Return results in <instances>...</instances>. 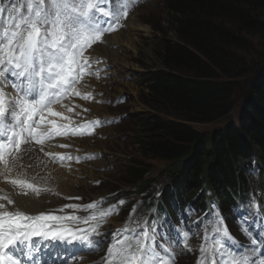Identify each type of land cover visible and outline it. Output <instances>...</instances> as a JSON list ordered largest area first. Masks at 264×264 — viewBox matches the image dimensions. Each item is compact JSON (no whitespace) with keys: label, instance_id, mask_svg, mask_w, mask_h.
<instances>
[{"label":"trees","instance_id":"1","mask_svg":"<svg viewBox=\"0 0 264 264\" xmlns=\"http://www.w3.org/2000/svg\"><path fill=\"white\" fill-rule=\"evenodd\" d=\"M174 38L161 41L162 67L141 76L143 102L156 113L137 116L134 143L164 161L170 181L157 200L216 197L222 206L250 194V170L264 184V56L249 59L250 35L264 32V0H161ZM236 119L210 135L194 123ZM162 114H160L159 112ZM126 184L147 193L141 166H129ZM182 194V195H181ZM176 197V195H175Z\"/></svg>","mask_w":264,"mask_h":264},{"label":"snow or ice","instance_id":"2","mask_svg":"<svg viewBox=\"0 0 264 264\" xmlns=\"http://www.w3.org/2000/svg\"><path fill=\"white\" fill-rule=\"evenodd\" d=\"M131 4L132 0H25L21 11L16 0H10L0 7V13L9 14L8 22L0 21V85L11 78V87L17 92L10 96L0 86V161L4 165L0 175L5 179L22 158V144L33 140L43 144L48 138L69 134L65 125H58L54 119L46 121L44 114L61 115L54 113L51 105L72 92L82 75L87 74L84 70L90 65L84 51L94 43H102L106 33L120 27L119 21L127 17ZM12 12L17 15L13 17ZM45 121L51 127H42ZM11 183L19 186L24 195L28 190L39 195L37 186L26 179H13ZM0 201L15 203L7 195L0 196ZM65 207L91 209L96 202ZM113 209L115 205L86 217L74 213L31 215L19 209L9 211L0 203V264H53L65 254L78 259L76 252L98 251L108 239L100 227ZM215 231L213 250L220 255L221 264H255L248 257L241 259L225 251L232 239L226 228ZM110 235L112 243L101 264H174L175 254L165 249L156 231L150 232L147 224L138 232L126 224ZM182 236L185 243L190 238L189 232ZM158 249H165L164 258ZM207 251L201 246L198 264H205Z\"/></svg>","mask_w":264,"mask_h":264},{"label":"rangeland","instance_id":"3","mask_svg":"<svg viewBox=\"0 0 264 264\" xmlns=\"http://www.w3.org/2000/svg\"><path fill=\"white\" fill-rule=\"evenodd\" d=\"M132 17L133 20L129 24L128 21ZM170 21L171 16L167 13L161 0H151L140 5L128 17L126 26L117 31L129 29L132 38L136 42L135 45L129 47V45L124 43H119L120 46H123V49L120 48L119 51V59L116 61L104 59L105 61L97 64L99 74L101 71H106L107 73L100 74V77L97 76V78H91L97 82V86L92 88L97 90V95H94L95 98L99 96L103 97L104 100L95 99L90 102L104 106V109L98 111L97 116L114 119L116 122L100 130L97 135L86 137L90 140L88 144L92 149L85 148V151L95 152L98 157L93 159V161L74 164L77 165L75 170L84 173L77 177L84 179L86 184L91 186L93 190L92 193L84 192L82 195H77L82 197L84 202L101 196H113L114 200L124 197L127 201L136 202L138 205L141 203L139 200L143 199V205H145L146 196L144 193L141 190L135 191L137 187L125 183V179L128 178L129 166H141L142 170L146 172L144 178L151 181V187L147 192L148 195L153 196L162 193L170 181L167 175L168 172L164 170L166 163L150 155L143 154L138 145L134 143L136 135L141 131L139 125L136 124L137 116L149 111L156 113L155 110L149 108L143 102L142 94L145 89L142 85L141 76L147 70H155L162 67L159 59L161 41L166 37L174 38L175 36ZM250 36L254 42L255 49L248 51L246 54L249 59L257 60L264 56V32L259 31ZM109 78L114 79V84L110 83L111 80ZM120 98H123V100H119ZM72 106L75 107L77 104L74 103ZM240 107L241 100L238 98L234 110L227 117L214 123H194L193 126L210 135L215 128L225 125L230 119H236ZM83 110L90 112V109L87 108ZM159 113L162 114L161 112ZM89 114L88 116H91ZM50 153L47 155L48 157ZM72 168L71 165L68 166L69 170ZM248 186L258 193L264 191V184L260 182L259 177L253 174ZM76 187L80 188L81 183H77ZM42 188L44 190L39 193H52L54 195L51 186ZM94 194H97V196L95 197ZM225 207L230 210L228 204H225ZM117 219L122 225L123 221H127L128 215ZM187 259L193 260V258L188 257L185 259L184 264L188 263Z\"/></svg>","mask_w":264,"mask_h":264},{"label":"bare ground","instance_id":"4","mask_svg":"<svg viewBox=\"0 0 264 264\" xmlns=\"http://www.w3.org/2000/svg\"><path fill=\"white\" fill-rule=\"evenodd\" d=\"M132 20L133 17L128 21V23L130 24ZM119 43H124L126 45H129V47H133L135 45L136 42L134 38H132L129 29L126 31L122 30L110 36H105L103 42L94 45L89 53L95 58H103L116 61L120 58V48L123 49V46H120ZM106 73V71H101L100 74L102 75ZM109 80H111L110 83H113L114 81L113 78H109ZM80 86L84 89V91L92 92L93 95H97V90H93L92 88L94 86H97V82L95 80L89 78ZM98 87L101 88L100 85H98ZM95 99H101L102 101L104 100L103 97L99 96H96ZM75 102L78 104V107H73V104H69V108L73 109V111L75 110L76 112L82 113H86L83 109H90L89 115L91 116H97L98 111L104 109V106H99L95 102H90V100L80 99L76 100ZM65 112L68 113V109L65 110ZM88 141H90L88 138L75 139L72 141V144L74 145V147H84L91 150L92 147L88 144ZM44 150L46 149L35 145H26L21 150L22 158L19 161L17 168L12 172L7 173L8 179H5L4 175H0V193L3 195H7L15 202L13 205H8L6 201H3L9 211H14L16 209L23 210L29 213L48 211L49 209L61 207L72 201L67 200V198L71 199L72 197H76L77 195H82L84 192H93L91 186L87 185L84 179L82 180L81 177H77L80 176V174H84L78 170H75L77 165H74L73 163L70 164L73 168L69 170L68 165L65 166L56 164L53 159L45 155ZM48 151L58 153L61 152V150L57 148H51ZM3 169L4 165L0 164V173L3 172ZM72 175L75 176L73 177ZM18 178L32 181L41 187L51 186L53 188L52 190L54 191V195L52 193H39V195L37 196L35 192H28L27 195H24L22 194L19 187L11 183V180ZM77 183H81L80 188L76 187ZM94 195L95 197L97 196V194ZM118 221L119 220L117 218L112 217L103 229L113 230L116 227L121 226ZM93 260H95V257L91 256L88 260H86L85 263H89Z\"/></svg>","mask_w":264,"mask_h":264}]
</instances>
